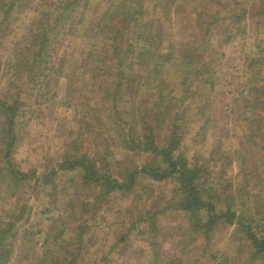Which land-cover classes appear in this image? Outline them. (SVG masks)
I'll return each instance as SVG.
<instances>
[{
  "label": "rangeland",
  "instance_id": "374dc122",
  "mask_svg": "<svg viewBox=\"0 0 264 264\" xmlns=\"http://www.w3.org/2000/svg\"><path fill=\"white\" fill-rule=\"evenodd\" d=\"M64 7L0 0V264H264L236 227L264 235V0ZM168 148L231 224L208 230L174 176L110 189L61 167L124 184Z\"/></svg>",
  "mask_w": 264,
  "mask_h": 264
},
{
  "label": "trees",
  "instance_id": "16d2710c",
  "mask_svg": "<svg viewBox=\"0 0 264 264\" xmlns=\"http://www.w3.org/2000/svg\"><path fill=\"white\" fill-rule=\"evenodd\" d=\"M79 1L82 0H65V7L64 9H68V8H72V6H77ZM88 2V1H86ZM87 5V3H86ZM133 7L131 6L130 9H128V12L126 10H123V15H125V17L130 21V25L131 24H136V20H137V16H139L142 20L140 21H144L143 20V16L144 13L142 12L141 14V4H137V2H132ZM137 5H139L137 7ZM73 10V9H72ZM71 12V11H70ZM125 20V19H124ZM138 21V20H137ZM141 22V23H142ZM109 24V23H108ZM115 23L113 22L112 24H109L108 29L111 32V34L109 36H111L112 41H114V34H118V33H122L123 30V24H119V25H114ZM129 28H131V26H129ZM104 36H106L107 34H105V31L102 33ZM113 34V35H112ZM116 49V46L113 48V50ZM9 111H13L11 108H8ZM11 112L8 114L9 117V126L11 123ZM176 140V139H175ZM173 141L170 142L169 147H173ZM156 152L160 153L161 155H163L164 161L167 164V168H150V169H146V168H142L141 170H134L128 177V181L124 184L117 182V180L112 179L109 176H105V175H101L99 173H97L96 171H94L92 168V166L88 163H86L83 160L80 161H69V162H64L63 164H61V167H75V165H81V167H83V169L86 172V175L88 178H90L93 181H99L101 179H104V181L106 182V185L108 188L110 189H115V188H129L130 186H132L133 182H134V174H138V173H144L145 175H147L148 177L154 179V180H160L166 176H174L177 180H179L182 183V186L184 187V190L187 192V194L190 196V198H188L185 201V204L182 205V207H184L186 210H193V209H198V206H203L206 208L208 212V220L206 222V226L207 229L210 230L212 229L213 225L220 219H225L228 223H232V217H233V213L229 212V211H225L223 213H216L215 211V207L212 204H207L204 202H201L199 199V193H197L196 190V183L195 180L197 179V177L199 176V170L194 168H191L187 165V163L183 162L181 159H174L172 156V152L170 150V148H168L167 150H156L154 149ZM5 157H8V152L6 151ZM14 173V172H13ZM15 175H19L17 173H15ZM21 176H27L26 174H20ZM181 186V187H182ZM236 227L238 228V231H243L246 236L248 237V239L250 240V242L254 245V247L256 248L257 251L259 252H263L264 251V235L263 236H257V234L255 233V231H253L251 225L249 223H243V222H237Z\"/></svg>",
  "mask_w": 264,
  "mask_h": 264
}]
</instances>
